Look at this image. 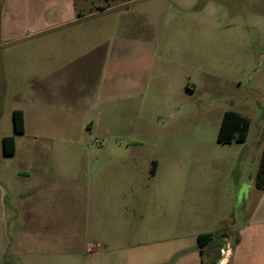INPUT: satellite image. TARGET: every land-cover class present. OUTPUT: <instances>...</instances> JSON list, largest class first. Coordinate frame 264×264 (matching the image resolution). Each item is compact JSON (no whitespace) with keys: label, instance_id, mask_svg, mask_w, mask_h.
I'll return each instance as SVG.
<instances>
[{"label":"crops","instance_id":"obj_1","mask_svg":"<svg viewBox=\"0 0 264 264\" xmlns=\"http://www.w3.org/2000/svg\"><path fill=\"white\" fill-rule=\"evenodd\" d=\"M134 1L77 17V0H0V264H220L216 243L228 250L226 264H264V189L242 173L250 132L244 143L222 144L227 150L181 145L202 133L199 104L188 100L197 88L179 64L171 74L170 59H157L170 48L155 32L139 34L129 19L114 25L125 13H112ZM16 110L23 134L3 126ZM142 112L162 131L128 134ZM86 131L100 138V163L83 170L73 161ZM7 136L16 139L13 156L4 153ZM141 147L163 157L146 180ZM259 150L258 168L264 137ZM192 152L234 161L236 197L243 186L247 194L241 223L229 227L209 167L174 168ZM206 234L213 238L201 253Z\"/></svg>","mask_w":264,"mask_h":264},{"label":"rangeland","instance_id":"obj_2","mask_svg":"<svg viewBox=\"0 0 264 264\" xmlns=\"http://www.w3.org/2000/svg\"><path fill=\"white\" fill-rule=\"evenodd\" d=\"M125 1L128 0H77L76 16L96 11L99 6ZM118 12L125 14L121 20L113 15L114 25L122 21L126 24L129 19L134 21L139 34L155 32L159 42L169 43V53L163 56L159 51L157 59H170L172 65L168 71L171 74L177 72L176 65L179 64L188 74V82L197 88L188 100L199 104V127L202 125V133L199 131L197 137L181 145L185 143L193 149L204 146L211 150H227V145L217 142L223 113L234 110L251 119L248 146L253 154L242 173L244 180L254 183L258 171L259 148L264 137V0H136L112 14ZM93 20H101V17H93ZM4 51L3 48L0 50L2 56ZM8 116L9 113L3 126L11 130L13 121ZM134 119L133 126L126 131L130 135L141 136L144 131H162L156 124L146 125L143 112L135 115ZM142 138H138V144L147 148V144L152 142ZM100 146V138L86 131V134L77 138L79 156L73 163L83 170L87 166L99 165L100 156L95 151ZM146 148H140L143 151L138 166L142 180L149 177L152 161L163 160L160 154L144 152ZM222 155L225 156L222 161L204 157L202 162L201 155L192 152L174 168H184L191 172L197 164L203 163L209 167L210 180L215 186H221L222 198L226 202L221 206V211L223 214L227 212L231 227L236 219L241 223V218L247 212V194H243V186L239 194L242 193L244 199L241 201L239 194L236 197V167L229 154ZM250 196L256 202L260 194L253 191ZM233 240L232 244L235 245ZM216 244L214 254L222 260V250Z\"/></svg>","mask_w":264,"mask_h":264},{"label":"trees","instance_id":"obj_3","mask_svg":"<svg viewBox=\"0 0 264 264\" xmlns=\"http://www.w3.org/2000/svg\"><path fill=\"white\" fill-rule=\"evenodd\" d=\"M13 124L16 134L24 133V113L16 110L13 113ZM251 128V119L241 113L228 110L224 113L217 141L221 144L244 143L246 142ZM3 149L7 156H13L16 153V139L14 136H7L3 139ZM156 162H153L152 173L155 172ZM256 187L264 189V150L260 160L259 168L256 175ZM210 234L201 235L198 238L199 246L205 248L212 240ZM218 259V258H217Z\"/></svg>","mask_w":264,"mask_h":264},{"label":"built area","instance_id":"obj_4","mask_svg":"<svg viewBox=\"0 0 264 264\" xmlns=\"http://www.w3.org/2000/svg\"><path fill=\"white\" fill-rule=\"evenodd\" d=\"M222 255H223V259L220 260V264L222 263L223 260H226L227 261L228 250L227 251L222 250Z\"/></svg>","mask_w":264,"mask_h":264},{"label":"bare ground","instance_id":"obj_5","mask_svg":"<svg viewBox=\"0 0 264 264\" xmlns=\"http://www.w3.org/2000/svg\"><path fill=\"white\" fill-rule=\"evenodd\" d=\"M221 264H226V260H223Z\"/></svg>","mask_w":264,"mask_h":264}]
</instances>
